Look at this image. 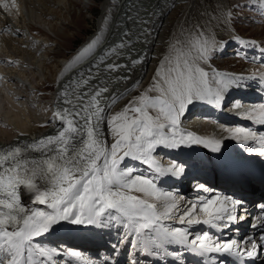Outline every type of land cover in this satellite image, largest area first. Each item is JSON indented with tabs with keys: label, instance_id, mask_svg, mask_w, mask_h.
<instances>
[{
	"label": "snow or ice",
	"instance_id": "obj_1",
	"mask_svg": "<svg viewBox=\"0 0 264 264\" xmlns=\"http://www.w3.org/2000/svg\"><path fill=\"white\" fill-rule=\"evenodd\" d=\"M259 2L264 4V0ZM245 6L237 4L225 9L221 22L225 26L233 23L234 10ZM0 8L10 13L18 10V5L16 0H0ZM8 31L22 35L19 30ZM146 32L145 29L140 35ZM231 39L242 49L259 48L264 61V43L240 37L234 26ZM101 42L102 38L97 37L88 43L64 72L94 55ZM226 46L227 41L219 39L215 30L199 24L183 27L168 42L150 84L113 113L111 107L121 95H105L110 91L107 79L92 84L101 66L109 74L124 69L129 75L117 79L127 81L132 69L147 59L145 54L133 59L129 53L126 58L130 63H116L115 59L131 48V42L122 39L103 49L95 61L61 86L51 121L59 124L56 134L31 140L25 132L10 129L24 139L0 147V264H96L78 249H57L40 243L39 238L62 221L95 227L117 225L123 232L114 249L127 243L132 249L161 259H179V252H169L171 245L212 259L213 254H227L242 264L264 255V231L258 239L250 236L241 241L221 240L209 231L191 232L194 225L222 231L244 220L247 208L242 198L197 184L199 190L211 195L182 206L178 193L158 186L161 177L180 179L185 175V167L179 162L165 165L158 148L202 145L213 153L221 152L220 139L181 128L189 105L206 102L221 108L232 89H246L251 86L249 82L264 87V73L229 74L213 68L211 61ZM109 59L113 63H106ZM0 62L15 64L11 60ZM140 83L134 82L129 92ZM232 103L234 108L244 109L242 101ZM244 111L247 118L264 126V103ZM222 130L248 145V154L264 157V134L257 135L243 127L222 126ZM250 142L259 146L251 147ZM126 159L146 166L151 174H138L124 164ZM235 179L241 185L252 183V177L242 170L235 173ZM261 179L264 182V177ZM22 190L29 195L30 203L22 201ZM257 207L261 215L252 227L264 230V202Z\"/></svg>",
	"mask_w": 264,
	"mask_h": 264
},
{
	"label": "bare ground",
	"instance_id": "obj_2",
	"mask_svg": "<svg viewBox=\"0 0 264 264\" xmlns=\"http://www.w3.org/2000/svg\"><path fill=\"white\" fill-rule=\"evenodd\" d=\"M88 1L90 2L92 0H88ZM203 1H205L206 3L207 0H158L157 2L158 9H156L155 11L152 7L153 1L150 3L151 4L150 7L143 0H108L107 4L103 7L104 10L103 14L107 12V9L111 10L110 8H112L111 6L113 3L115 5L113 6L111 17H109L108 20L106 21L104 20L105 19L104 18L105 15H104L103 20H100V25H102V23L103 25L106 23V27L105 29H103L104 30L103 35L99 36L102 38V42L97 48L95 54L92 55L90 58L85 59L82 63L78 64L76 67L72 68L64 75L60 74L61 76H63V79H61L60 75H59L60 77L57 78L58 80L57 92L52 93L50 95L48 94L49 91L46 89L50 88L52 85H49L47 83V86L44 89H41L40 85L41 84L43 85L44 83L40 84L41 82L40 80L39 83L36 82V78L34 77L35 75H38V77L39 76L44 77L45 75L46 77V74L42 69L46 65V63H44L46 59L45 57L46 54L45 53L43 54L44 50L40 48L41 46L44 45H41L40 41L37 40V37L39 36L38 34H35L36 31L34 30V28L37 27L40 30H44L47 28L46 26L44 27L38 23L33 22L32 19L38 16L43 17L44 15L43 11L45 10L46 7L58 9L60 6H58L57 4L63 3L64 0H16V4L18 5V10H12L10 12V18L13 21L15 20L14 18H16L17 21L18 19H21V23L24 24H25V20L28 19L30 21L27 20V23L25 24L26 25V30L24 34L25 36L22 37L21 35H16L14 34V32L8 31L9 28L13 29L11 27L12 23L10 24L9 22L8 24V22L5 21L6 25H4L2 24L4 23V21L2 23L0 22V61H4V60L15 61V64L11 66L6 63L0 62V77L4 78L3 80H0V147L7 146L9 144L15 143L20 139H24L18 137L15 134V132L10 129H18L20 131L25 132L26 138L31 140H38L41 137L56 134L59 124L58 122H51V121H52L53 112L56 110L57 107L59 92L62 90L61 86L67 83L69 80H71L79 71L85 69L89 64L95 61L103 49L108 48L110 45H115L116 43L120 42L122 39H126L131 42V48L125 49L124 50L125 55L121 56L118 59H115V62L119 64L130 63V61L126 58L127 55L130 53L133 59L137 58L139 54H145L147 56V59L144 61V63L139 64L134 69H132L130 73L131 78L127 81L117 79L120 76L129 75V73L126 72L124 69H121L119 72L109 74L103 71V65H102L99 76L97 77L96 80L92 81V84H98L100 80L107 79L108 81L107 86L109 87L110 91L105 95L111 96L113 93L121 95V98L111 107V112L115 113L121 110V108H123L133 96L142 92L150 84L152 77L155 73V70L158 66L160 57H162L167 51L168 42L175 36L179 35L182 23H185L184 21L188 17L190 16L193 17L194 16L193 14H195L201 20V23L202 25H204V27L208 28V30L210 31L215 30L212 24H209L210 23L208 19L209 16L207 14L208 11L207 9L205 11L206 7L204 8ZM217 1L220 3V5L218 6H221L223 8L222 12L224 15V10L227 9V6L230 7L231 5L230 3L232 1L231 0H217ZM51 2L53 3V5ZM65 5L66 4H64V6ZM178 6L182 7L181 16L178 18L177 22L173 25V27H170L169 29L168 27L170 25L168 21V15L170 13V10ZM91 8H92L91 5L88 6V9ZM48 10L51 9L48 8ZM259 11L261 10L259 9ZM4 12L5 10L0 8L1 19L2 16H4L3 14H5ZM16 28L19 27L17 26L15 27V29ZM145 29L147 30V32L145 33L144 38L141 37L143 41L141 44H139L137 40V37L141 36L139 31L142 32ZM20 31H22L23 33V30ZM167 31L170 32V35H167ZM125 33H129L130 35L125 36L124 35ZM145 39L147 40V43L144 42ZM27 42L29 44H27ZM36 43H38L39 45H37ZM47 44H49L48 41ZM87 45L88 44L82 46L81 50H79L77 54H79ZM236 47L237 46H235V48ZM33 48L35 50H33ZM142 48H145L144 51ZM250 49L251 48H248V50ZM252 49L256 52V58H260L261 54L260 51H257L258 48H252ZM230 50L231 51L229 52V54L226 55L232 54L233 49ZM236 51L237 53L239 52L238 50ZM53 55L56 54L53 53ZM48 58L49 59L51 58L50 54L48 55ZM48 58L47 60H49ZM255 60L257 61V59ZM257 62H262V63H258V65L261 67L255 69V72L259 73L261 71L262 73H264V61H262L260 58ZM106 63H113V59H109L108 61H106ZM68 64L69 63L67 61L63 62L65 68ZM15 70L19 72L15 73ZM249 73L250 72L247 71L243 72V74L245 75ZM17 74L19 75L20 79L17 77L18 76ZM30 77L32 78L33 81H35V83H38L39 89L42 90L43 92L41 91L37 93L36 91L31 92L29 90L30 86L31 87L37 86L35 84L30 85V83L28 82ZM138 80L141 81L138 87H143V88L139 90L135 89L134 91L129 92V89L131 88L132 84ZM249 83L251 84V86L246 89L234 90V92L239 91L240 95L239 97H233V99L229 101L228 104L229 103L231 104V102H233L234 100H240L242 101L244 106H248V107L254 105H260L264 103V92L263 94L257 95L260 87L258 86V83L257 82H249ZM44 90L46 92H44ZM17 97H22V99L17 101L16 99ZM252 100H254L253 103ZM230 104L224 109V111H221L223 112V114L227 112V114L225 115L221 114L220 112H215L210 110H206V111L201 110L199 115V110H198L199 108L190 106L187 108L185 113V115L186 114L187 115L183 117V119H187L186 121L187 126L188 127L191 126L189 128H196V129L198 128L199 125L197 124L198 121H202L205 119L208 122H206L207 124L204 123V125L201 126L203 127V134L199 132L197 133L195 132V133L199 136L206 138L220 139L222 138V136L218 134L221 133H216L218 131V128H216V125L212 124L214 121L213 119H211L212 117L209 114L217 115L215 116L216 123H223L222 125H224L225 127H237L236 125H238L239 123L236 122V119L238 118L239 113H243V111L241 109L234 108V106ZM200 106L202 105L199 104L198 107ZM118 107L120 108L117 110ZM189 117L191 118L189 119ZM207 117H209L210 119H208ZM233 117L235 118L234 120H232ZM19 118H21V121H18ZM215 122L214 124H216ZM182 123L183 122H181V128L184 131H191L190 129L186 130V128L183 126L184 124L182 125ZM4 125H8L9 127L6 128L4 127ZM41 125H45V126L41 127ZM205 125H207V127H204ZM36 127L39 128V130ZM245 127L247 128L250 126H245ZM105 131H107L106 127H105ZM221 132L225 138L224 140H221L222 145H229V149L232 150V153L234 155L236 156H238L239 154L245 155L246 156L245 159L249 157H253L254 163L263 162L262 159L254 157L253 154L251 155L248 154V148L245 149L246 153H243V149L241 147H236L238 143L236 139L230 138L229 134L223 130H221ZM261 134L264 133H260L259 135ZM198 148L209 150L204 146H200ZM182 149H186V147H180L175 150L158 148L157 150L159 151L157 152L162 162L165 165H167V162L170 160L169 159L170 154L174 153L176 155V153L180 152ZM189 151H192V153L187 152V154L190 157L187 171L182 178L177 179L178 182H180L181 180L184 181L181 182V184H178V182H176L175 184L171 185L164 177V178H160L158 182V186L162 187L163 189L178 193L181 198L180 203L182 206H185L186 204L195 201L197 197L200 196L207 197L211 195V193L208 192L205 193L199 192V190H197L198 188L196 187L197 184H205L208 188L213 189L214 186L210 182V180L214 179V175H216L218 178L227 177L228 175H230L231 171L238 166L234 163L231 165L224 158H215L214 160L217 161V163L214 162L213 160H202L200 158L206 157L208 152H201L194 150H189ZM195 153L198 154L200 158H198L197 155H194ZM224 157L227 158V156L225 155ZM134 162L135 161L133 160L126 159L124 161V164L129 167L135 168L138 174L142 173L145 176L151 174L150 170L146 166L140 163H137L138 166H136V163ZM249 162L250 161L246 160L243 163H249ZM239 169H242V166H240ZM203 173H206L204 175L205 179L202 178V176L200 175ZM208 175L210 176L213 175V178L209 179L207 177ZM168 179L170 181H173V178L171 176H168ZM249 188L250 190H247L238 182L236 183L235 187H230L225 185V186H218L216 188L217 190L223 192L221 194L232 195L235 198L239 197L238 193L243 194L244 197H242V199L246 201L245 207L247 208V212L244 213L245 219L234 224L235 227L234 231L237 233L239 231L240 234H243L241 236L242 240H246L249 237L248 235L251 232L250 233L247 232L251 231L250 228L252 227L253 223L258 222L256 218H254V216L252 215L253 210L257 209L256 205L258 203H260L261 201L264 202V193L262 194L261 193L262 191L258 189L257 181L254 178H252V183L249 184ZM21 198L24 203L26 202L25 199H30L29 195L26 196V198H24V196H22ZM38 207L43 208L44 206L38 205ZM62 223L64 222H60L57 225H62ZM76 230L84 235V236L81 235L78 238V242L66 238L57 239V240L52 239V237L48 236V234L50 233L39 238V240L43 241L41 242L42 244L57 249H61V248L67 249L70 247H72L73 249H78L82 251L85 256L90 257L93 261H95L96 264H110V261L105 259H114L115 256L117 263L125 264L126 263L125 258L131 255L132 253H136V249H132L131 246L127 243L121 244L118 249L113 248V245L119 243L120 237L123 232V229L119 228L117 225L105 226L102 227L101 230L98 229V231L96 232L88 231L90 233L88 232L86 233L78 229ZM204 231H208V230L202 229L200 225H196L195 227L191 228V232L193 234L202 233ZM210 233L215 236L219 235L217 232H210ZM246 234L248 235L246 236ZM132 262H133L132 258L127 257V264H132ZM257 262L258 264H264V257L263 258L259 257L257 259ZM73 264H75V262H73ZM222 264H230V263L222 262Z\"/></svg>",
	"mask_w": 264,
	"mask_h": 264
},
{
	"label": "rangeland",
	"instance_id": "obj_3",
	"mask_svg": "<svg viewBox=\"0 0 264 264\" xmlns=\"http://www.w3.org/2000/svg\"><path fill=\"white\" fill-rule=\"evenodd\" d=\"M143 1L147 5H149L150 7H151L150 3L153 1L152 2L153 9L155 11H156V9H158L157 8L158 7V4H157L158 0H156V1H154V0H151V1L150 0H143ZM231 1L232 2L230 3L231 4L230 7L232 5H237V4L247 5V6L235 9L234 14H235L236 19L233 23H230L227 26H225L221 22L222 18H223V12H222L223 8L221 6H218V5H220V3L217 0H207L206 3H205V1H203L204 8L206 7L205 11H206V9L208 11L207 14L209 16L208 17L209 22H210L209 24H212L213 28L216 31V35L218 36L219 39H221L223 41H227L228 47H226L227 50H225L224 52H228V51H230V49L239 45L238 43H236L235 41H233L231 39V37L233 35V26L235 28V33L238 34L240 37L249 36L248 38H252V39H255L259 42L261 41L262 43H264V17L262 16L264 4H261L259 2V0H231ZM107 2H108V0H92L90 2L88 0H68V1L64 0L63 3L57 4L58 6H60L58 9L46 7L45 10L43 11V13H44L43 17L38 16L39 18L36 17V18L32 19L33 22L38 23L44 27L46 26V28H47L44 30H40L37 27L34 28V30L36 31L35 34H38V36H39V37H37V40L40 41L41 45H44V46H41L40 48H42L44 50L43 54L44 53L46 54L45 55L46 59L44 62V63H46V65L44 64L45 66H44V68H42L46 74V77H45V75H44V77H42V76L38 77V75H35L34 77L36 78V82L39 83L41 81L40 84L44 83V85L41 84L40 86H45L47 83L49 85H52L50 88L46 89L49 91L48 94L51 95L52 93L57 92V89H58L57 78L61 76L60 74H62V75L65 74V72H64L65 66L63 65V62L67 61L68 63H70L78 55L77 53L79 50H81L82 46L90 43L93 39H96L100 35H103V32H104L103 29H105L106 23L104 25H103V23H102V25H100V20H103V16L105 15L104 20L107 21L108 18L111 17L113 6L115 5L114 3L112 4V6L110 5L112 7V8H110L111 10L107 9V12L105 11L106 13L103 14L104 13L103 7L107 4ZM49 3H50V1H49ZM64 4H66V5L64 6ZM73 4H75V5H73ZM52 5H53V3H52ZM90 5L92 6V8L88 9V6H90ZM66 6H67V8H66ZM178 7L170 10V13L168 15V21H169V25H170L168 27L169 29H170V27H173V25L177 22L178 18L181 16L182 7H180V6H178ZM228 7L229 6H227V9H228ZM48 8L51 10H48ZM260 8L262 10L259 12ZM61 10H63V11H61ZM108 12H109V14H108ZM4 13L5 14H3L4 16H2V19L0 18V22L2 23L4 21V23H2L4 25H6L5 21L8 22V24H9V22H10V24L12 23L11 27L14 30H19L20 33H22V31H20V30H23L21 37L25 36L24 35L25 30H26L25 24L27 23L28 19L26 18L27 20H25V24H24V23H21V19H18V21H17V19L14 18L15 20L13 21L10 18V13H7L6 11ZM193 15H194L193 17H191V16L188 17L184 21L185 23H182L181 29L183 27L191 26L193 24H199L200 26L204 27V25H202L201 20L197 17V15H195V14H193ZM27 17H28V15H27ZM4 18H5V20H4ZM28 21H30V20H28ZM41 21H42V23H41ZM14 26L15 27L18 26L19 28L15 29ZM101 26L104 28H102ZM261 31H263V32H261ZM58 33H59V35H58ZM167 35H170L169 31H167ZM139 37L141 40L139 39L138 43L141 44L143 41V39L141 37L144 38V36H139ZM47 41L49 44H47ZM27 44H29V43L27 42ZM36 44L39 45L38 43H36ZM140 47H142V46H140ZM142 49L144 51L145 48H142ZM33 50H35V49L33 48ZM242 52L243 53H241V55H237V53H234L231 55H225L224 53L222 54L220 52L214 57L211 64H212L213 68H215L216 70L221 71V72L229 71V72L233 73L232 69L236 68V69L240 70L241 73L244 71H250V73L251 72L256 73L254 70L257 69V67H260L258 65V62H257L259 58H256V52L252 53V54L247 53V58H244L245 51H242ZM53 53H55L56 55H53ZM49 54L51 56L50 59L48 58ZM47 58L49 60H47ZM253 58H256L257 61L253 60ZM253 61H256V62H253ZM219 63L222 64V66L218 67ZM46 68H48V69H46ZM16 72H19V71L15 70V73ZM17 77L20 79L19 75ZM28 82L30 83V85L35 84L38 86V83H35V81H33L31 77L29 78ZM41 88H43V87H41ZM141 88H143V87H137L136 89L139 90ZM44 92H46V91L44 90ZM253 101L254 100H252V103H253ZM190 106H194V107L199 108L198 107L199 105H197L196 102L189 105L188 107H190ZM120 107H122V106H120ZM120 107H118L117 110ZM185 116L186 115H184V117ZM18 121H21V118H19ZM186 121H187V119L182 118V122H183L182 125L184 124L183 126H185V127H186V123H187ZM37 129L39 130V128H37ZM218 135H220V134H218ZM62 222L69 223L66 221H62ZM64 223H62V224H64ZM83 226L85 228L87 227V225H83Z\"/></svg>",
	"mask_w": 264,
	"mask_h": 264
}]
</instances>
